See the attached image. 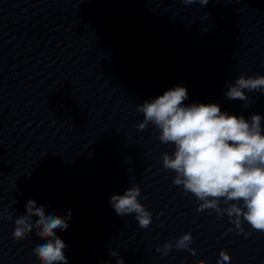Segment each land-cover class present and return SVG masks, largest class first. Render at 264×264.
<instances>
[{
  "label": "clouds",
  "instance_id": "9594fccd",
  "mask_svg": "<svg viewBox=\"0 0 264 264\" xmlns=\"http://www.w3.org/2000/svg\"><path fill=\"white\" fill-rule=\"evenodd\" d=\"M181 2L186 6L206 5L209 0ZM227 89V99L246 101L245 90L264 92V75L246 77L241 74ZM187 99V88L176 86L138 105L143 121L137 128L143 130L151 123L158 129L162 144L174 145L171 155L167 152L162 155V165L176 173L175 185H182L185 192L200 201L197 211L213 209L218 216L226 214L241 231L243 218L252 229L264 232V128L261 126L264 118L259 114H252L249 119L232 115L222 111L216 103L185 105ZM140 194L139 184H133L122 195H112L109 205L119 216L134 213L139 226L147 228L152 222V213L138 199ZM221 201L227 207L222 208ZM25 207L26 214L15 218L13 239L23 240L35 229L36 236L45 241L32 250L40 264H68L64 253L67 245L56 233L69 227L71 210L67 216L46 215L45 207H38L34 200H28ZM33 217L38 219L33 222ZM0 218L11 221L12 215L4 210L0 211ZM192 242L191 233H185L156 250L164 256L173 247L194 252L190 249ZM219 257L217 264L231 260L224 250ZM116 264H124L123 258ZM199 264L205 261L200 260Z\"/></svg>",
  "mask_w": 264,
  "mask_h": 264
}]
</instances>
